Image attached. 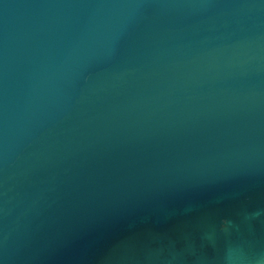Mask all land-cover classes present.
<instances>
[{
    "label": "water",
    "instance_id": "obj_1",
    "mask_svg": "<svg viewBox=\"0 0 264 264\" xmlns=\"http://www.w3.org/2000/svg\"><path fill=\"white\" fill-rule=\"evenodd\" d=\"M0 264H264V0H0Z\"/></svg>",
    "mask_w": 264,
    "mask_h": 264
}]
</instances>
